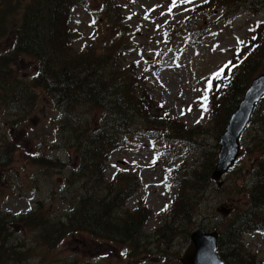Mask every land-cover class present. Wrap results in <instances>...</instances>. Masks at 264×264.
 <instances>
[{
  "label": "rangeland",
  "instance_id": "1",
  "mask_svg": "<svg viewBox=\"0 0 264 264\" xmlns=\"http://www.w3.org/2000/svg\"><path fill=\"white\" fill-rule=\"evenodd\" d=\"M102 1H88L87 9L96 16L94 25H91L90 15L86 11L82 8L74 10L69 26L75 36L81 37L75 41L74 50L81 51V47L87 46L90 39L100 47V44L108 43L112 38V27L106 26L104 15L98 10ZM212 1L223 6L207 4L205 8L190 14L188 7L192 4H187V0H176L175 5L172 0H111L124 20L127 17L124 25L130 31L132 51L122 56V62L143 70L147 90L177 121L188 128L199 126L203 129L206 134L201 135L200 140L208 150L202 162L206 165L213 156L217 159L219 142L215 155L211 150L215 149L211 147L215 144L214 120L208 118L209 113L201 110L198 97L208 79L226 65L236 68L238 63L252 59L254 54L249 58L245 50L256 44L258 46L262 37L264 41V26L253 32L256 22L264 24V0L254 8H237L233 6L232 0ZM14 8L15 5H12L10 17H5L3 21L6 23L3 30L9 32L5 37L0 36V55L10 53L13 46L11 37L13 26L17 24L14 21ZM93 30L98 33L90 38ZM190 30L199 36L188 43L184 36L190 34ZM260 54L252 79L264 72V51ZM36 69L37 63L32 58L23 57L12 64L11 74L8 72L10 67L4 69L6 75L0 81V152L6 146L14 145L11 153L13 162L6 168H0V213H6L3 219L0 217V264H139L142 258H145L144 264H159L162 258L165 263L176 264L175 255L178 252L181 254L187 247L188 237L186 240L182 234L174 235L168 238L169 245L166 246L159 236V230L171 222L172 208L176 205L179 186L175 187L173 183L178 180V163L186 158L190 161L192 152L182 144L162 141L159 131L153 128L146 127L143 133L129 138L126 146L115 152L109 164L118 165L116 169H124L129 175L136 173L140 178L143 191L133 199H128L126 210L129 213L136 212V206L143 204L138 210L147 219L133 242L139 248L151 251L154 256H142V251L134 249L130 240L126 241L124 249L114 242L85 232L63 234L60 231L54 237L39 236L36 231L19 222L18 219L29 211L37 210L41 211L43 226L59 220L64 223L63 216L67 209L62 203L66 187L63 178L68 176V170L73 166L69 149L54 140L57 136L54 126L59 114L41 91L34 97L31 94L24 96L20 108L14 110L19 99L18 93L25 89L27 82H31ZM14 91L15 94L10 95ZM94 111L98 115V111ZM88 112L93 113L86 107L80 109L81 114ZM260 115H264V97L240 140L241 148L235 165L220 177L223 187L217 188L214 182H209L205 197L199 199L196 210L191 211L190 225L187 226L189 234L196 229L206 232L222 229L232 213L219 214L220 206H223V213L226 210L236 213L248 206L247 193L239 192V189L246 186L248 190L257 152H248L245 147L243 149V142L247 141L249 135H256L257 131L264 133V123L256 121L258 117L261 120ZM41 155L58 156L63 162L69 161L66 158L68 155L70 162L63 172H54L55 167L33 164L37 156ZM237 168H243L244 171L241 178L234 180L233 170ZM213 170L209 171L210 175ZM112 172V167H108L105 174L107 181ZM11 220H14L13 228L4 233V223ZM185 225H188L186 221ZM48 229L53 232L59 227L49 226ZM6 234L9 236L4 240ZM238 243L242 264H264L263 230L242 234ZM7 247L14 248V251L11 253V262L5 263L4 248Z\"/></svg>",
  "mask_w": 264,
  "mask_h": 264
},
{
  "label": "trees",
  "instance_id": "2",
  "mask_svg": "<svg viewBox=\"0 0 264 264\" xmlns=\"http://www.w3.org/2000/svg\"><path fill=\"white\" fill-rule=\"evenodd\" d=\"M88 1L0 0V36L5 37L9 32L3 30L6 25L3 21L5 17H10L12 5H15L13 13L14 21H17L13 26L11 51L0 55V81L5 78L4 69L10 67L8 72L11 74L12 64L20 58L30 57L37 63L31 82H27L25 89L18 93L19 99L14 110L20 108L22 99L29 94L34 97L41 91L53 110L59 114L54 126L57 133L54 140L69 149L70 158H73V166L68 170V176L63 178L66 187L62 203L68 211L63 216L64 223L59 220L43 226L41 211L37 210L18 220L39 236L54 237L60 231L63 234L85 232L125 249L126 241L130 240L135 249L149 254L133 242L147 219L138 210L143 204L136 206V212L129 213L126 210L128 199L131 200L142 192L139 176L136 173L129 175L126 171L114 170L109 180L105 179L108 167H112L109 163L115 152L126 146L129 138L143 133L146 127L158 130L162 141L182 144L192 152L190 161L186 158L178 163V180L173 184L175 187L179 186L176 205L172 208L171 222L159 230V236L166 246L169 245L168 238L174 235L182 234L187 240L191 211L196 210L199 199H203L207 193L208 183L212 181L209 171L213 170L216 156H213L209 164H203L208 152L207 146L200 140V136L206 134L203 129L199 126L188 128L177 121L161 103L153 99L146 88L143 70L136 69L137 66L133 64L124 65L122 56L132 51L129 44L130 31L124 25L127 17L124 20L111 0H103L98 10L104 15L106 26L112 27V38L108 43L100 44V47L90 39L87 46L81 47V51L74 50L75 41L81 38L75 36L74 30L69 26L74 10L82 8L90 15L91 25L95 24L96 16L87 9ZM262 1L232 0L233 6L237 8H254L262 4ZM189 2H194L188 7L190 14L205 8L207 4L218 6L212 0ZM221 6L223 5L218 7ZM10 23L12 25L11 21ZM261 26H264L262 22L256 23L253 32H257ZM190 32L184 36L186 41L199 36L191 30ZM97 33V30H93L90 38ZM262 39L263 37L258 46L256 44L245 50L249 58L254 54L252 59L238 63L236 71V68L224 67L221 79L212 80L215 86L207 92L206 101V87L198 97L201 110L206 107L207 114H210L208 118L214 120L215 144L211 147L215 149L211 150L215 155L218 140L252 79L260 53L264 51ZM12 94L15 91L10 93ZM82 107L93 113L81 114ZM94 110L98 111V115ZM256 113L257 109L252 119ZM260 116L261 120L258 117L256 121L263 124L264 115ZM244 147L248 152L255 150L257 156L253 160L248 190L246 186L239 189V192L247 193L248 206L236 213L231 210L232 217L218 230V252L225 264H242L238 243L242 234L255 230L264 231V133L257 131L256 135H249L247 141L243 142V149ZM13 148L14 145H10L1 150V168H6L13 162ZM66 158L69 161L63 162L58 156L41 155L37 156L33 164L46 168L55 167L54 172H63L70 162L68 155ZM235 170L234 180L241 178L244 171L243 168ZM76 184L79 186L75 187ZM185 221L188 225H185ZM9 224L4 223V233L8 232ZM49 226H58L59 229L50 232ZM8 236L4 235L3 239ZM13 251L14 248H4L3 262H11ZM179 254L180 252L175 255L176 264H180Z\"/></svg>",
  "mask_w": 264,
  "mask_h": 264
},
{
  "label": "water",
  "instance_id": "3",
  "mask_svg": "<svg viewBox=\"0 0 264 264\" xmlns=\"http://www.w3.org/2000/svg\"><path fill=\"white\" fill-rule=\"evenodd\" d=\"M263 96L264 73H261L252 80L244 92L221 135L217 162L211 175L212 180L219 182L220 177L234 164L239 155V138L250 121L256 103ZM221 184L219 182L217 185L221 186ZM188 238L189 244L180 258L181 264H224L216 253L218 238L216 232L196 230Z\"/></svg>",
  "mask_w": 264,
  "mask_h": 264
},
{
  "label": "snow or ice",
  "instance_id": "4",
  "mask_svg": "<svg viewBox=\"0 0 264 264\" xmlns=\"http://www.w3.org/2000/svg\"><path fill=\"white\" fill-rule=\"evenodd\" d=\"M181 2H186V0H181ZM172 3L173 5L176 4V0H172ZM169 11H171V9H169ZM147 18V17H146ZM253 39H255V37H253ZM227 67V65L225 66ZM224 73V69L222 68L219 72H217L214 77L210 78L208 83L206 84V90H205V95H204V101L207 100V92L210 91L213 87V84H212V80L213 79H219L220 76ZM205 111H207V108L205 107L204 108Z\"/></svg>",
  "mask_w": 264,
  "mask_h": 264
},
{
  "label": "flooded vegetation",
  "instance_id": "5",
  "mask_svg": "<svg viewBox=\"0 0 264 264\" xmlns=\"http://www.w3.org/2000/svg\"><path fill=\"white\" fill-rule=\"evenodd\" d=\"M0 255H1V251H0ZM0 259H1V256H0Z\"/></svg>",
  "mask_w": 264,
  "mask_h": 264
}]
</instances>
